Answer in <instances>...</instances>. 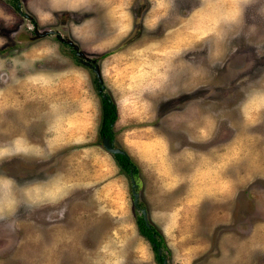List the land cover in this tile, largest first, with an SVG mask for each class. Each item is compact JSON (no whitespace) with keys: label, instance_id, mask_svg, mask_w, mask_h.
I'll list each match as a JSON object with an SVG mask.
<instances>
[{"label":"rangeland","instance_id":"1","mask_svg":"<svg viewBox=\"0 0 264 264\" xmlns=\"http://www.w3.org/2000/svg\"><path fill=\"white\" fill-rule=\"evenodd\" d=\"M18 1L16 6L14 0H0V106L12 107L4 114L9 119L4 128L25 134L24 139L6 136L0 142V235L3 243L18 240L20 252L6 264H43L46 257L30 256L49 243L33 239L43 227L67 219L79 229L80 218L95 216L109 217L141 236L153 259L155 251L136 223L141 210L133 203L130 176L103 146L99 126L101 95L115 100L116 78L129 81L142 70L153 75L156 61L164 60L165 72L164 86L159 85L165 95L155 97L157 116L150 122L139 119L142 106L134 114L118 112L115 145L127 150L125 140H119L122 129L134 136L165 137L166 153L178 147L210 152L213 170L222 163L233 190L244 187L241 201H255L258 207H249L255 218L264 211V0ZM112 7L130 9L128 32L114 33L115 19L108 16ZM113 60L125 70L109 72L107 64ZM95 64L104 84L101 91L94 80ZM59 84L66 88L61 98L51 95ZM59 101L65 111V103L74 104L62 118L49 111ZM183 107L190 108L189 129L171 118L172 111ZM127 115L134 117L121 126ZM29 144L34 149H23ZM135 179L138 205L147 208V199L141 198L147 179L140 167ZM107 181H112L114 194L111 209H97L95 191ZM58 186L63 192L54 199L48 192ZM146 210L151 224L153 210ZM87 219L86 228L95 229V220ZM28 238L35 242L30 250ZM161 249L171 264L170 249ZM78 253L73 247L57 252L55 264L92 263V257Z\"/></svg>","mask_w":264,"mask_h":264},{"label":"crops","instance_id":"2","mask_svg":"<svg viewBox=\"0 0 264 264\" xmlns=\"http://www.w3.org/2000/svg\"><path fill=\"white\" fill-rule=\"evenodd\" d=\"M129 10L112 7L110 12L108 11V16L115 19L112 21L114 33H126L131 29L133 15ZM119 17L124 20L118 19ZM172 37L174 39V36ZM161 58L164 59L162 56ZM119 62L110 61L107 64L108 71L120 73L119 71L125 70ZM144 62H148L147 57ZM156 64L157 69L151 68L152 72L156 70L153 75L142 70L133 73L129 81L122 77L120 78L123 81L116 78L114 82L116 92L113 94L115 100H113L117 106V114L118 112L134 114L137 112L136 107L142 106L144 110L139 112L143 113L139 114V119L142 116L144 122H150L157 116L158 106L155 97L160 94L165 95L163 87L159 88L162 82L164 86V60L156 61ZM60 84L58 88L52 90L51 95H60L59 98L63 96L66 88ZM131 98H137V101H132ZM56 105L55 110L52 108L54 111H49L58 112L62 118L74 104L65 103L66 111L61 106L63 105L61 101ZM11 108V106H0V142L6 136H12V139L16 135L17 138L25 137L23 132L4 128L5 120H9L4 114ZM189 110L190 108L183 107L182 110L172 111L173 123L180 125L183 122L189 129L188 125L191 122ZM41 111L40 109L38 113ZM38 113H33L31 116L34 117ZM133 117L127 115L119 124L126 126ZM161 118L168 120L169 117L162 115ZM143 129L149 130L150 126L143 125ZM119 132V140L124 139L126 142L124 144L127 148L126 152L137 155L138 163L135 162L145 173L147 183L143 189L141 188V198L147 199V208L153 210L154 219L151 223L157 225L167 248L172 253L171 264H264V211L255 218L256 215L251 212L252 208L249 209V207L255 209L257 206L255 201L246 204L241 201L239 192L244 187L233 190V185L228 182V175H225L226 168L221 167L224 166L222 163L219 169L213 170V158L210 152H195L194 149L178 147L174 152L166 153L168 139L160 137L157 133H153L152 136H134L126 134L122 129ZM132 136L138 137V141L133 140ZM16 143L24 144V142ZM28 146L29 148L23 149L31 150L35 147L30 144ZM220 155L218 160L222 161ZM45 186L46 184L43 185L44 189ZM111 186L112 181H107L95 191V208L111 209L110 199L114 196ZM60 189L59 186L53 188L48 194L51 193L52 198L57 199L58 193L62 195L63 192ZM44 193L43 191V196ZM255 194L256 192L252 190V195ZM245 209H248L249 216H244ZM87 218H91V221L95 220V229L86 228L89 221ZM87 218H80L77 221L79 229H74V223H70L67 219L55 223L49 222L47 228L43 227L41 230L47 232L40 231V234L33 238L35 240L43 238L49 243H46L41 251H32L30 256L35 260L46 257L43 264H55L57 252L66 253L73 247V251L80 252L78 253L80 256L92 257L91 264H159L155 254L152 259L148 243L142 241L141 236L133 235L122 226L124 224L113 222L109 217ZM117 225L119 228L116 227ZM6 241L3 243L0 235V264L4 262L6 264L8 258H14L20 253L18 240L15 243L8 239ZM28 241L27 246L30 250L35 242L31 244L29 238Z\"/></svg>","mask_w":264,"mask_h":264},{"label":"trees","instance_id":"3","mask_svg":"<svg viewBox=\"0 0 264 264\" xmlns=\"http://www.w3.org/2000/svg\"><path fill=\"white\" fill-rule=\"evenodd\" d=\"M14 1H15L14 4L18 6L17 5L18 0H14ZM32 21L35 23V20L33 18H32ZM58 38L61 41L74 46L75 49L77 48L75 43H72L70 40L64 38L63 36L58 35ZM77 55L78 57L82 56L81 52L78 53ZM94 80L96 82L97 87H99L100 83L98 82L96 77L94 78ZM106 95H107L106 97H103L101 95L102 111H101V121H100V126H99V137L101 141H102V137L104 136H107L109 141L114 139L115 133L113 130V123L118 116L117 106H116L115 101L111 98V95L109 94H106ZM113 156L123 171H126L128 174L130 171H132L135 176L138 174L139 167L128 153H125V154L113 153ZM136 223H137L139 231L150 241L151 246L153 250L155 251L156 259L159 262H162V258L165 254L164 253H162V255L157 254L158 247L166 248L162 233L152 223L150 225H147L141 213H139L136 216Z\"/></svg>","mask_w":264,"mask_h":264},{"label":"water","instance_id":"4","mask_svg":"<svg viewBox=\"0 0 264 264\" xmlns=\"http://www.w3.org/2000/svg\"><path fill=\"white\" fill-rule=\"evenodd\" d=\"M18 4H20L19 1H18ZM20 11H21V9H20ZM93 69H94L95 74H96V76H97V80H98L99 82H101L102 79H101V76H100V74H99V69H98L97 64H95V65L93 66ZM103 87H104V84L101 82V83H100V86L98 87V89L101 91V90L103 89ZM102 96H103V97H106L107 95H106L105 93H103ZM102 144H103V146H104L109 152H111L112 154H113V153H122V154L127 153L126 150H125L123 147H121V146H119V145H115V143H114V139H112L111 141H109V139H108L107 136L102 137ZM129 176H130V181H131V192H132V196H133V203H134L137 207L140 208L141 213H142V217H143L144 221L146 222V224H147V225H150L149 220H148V214H147V210H146V208L143 207V206H139V205H138V196H139V192H138V190L136 189L137 182H136L135 176H134V174H133L132 171L129 172ZM157 254H158V255H162V249H161V247H158V248H157ZM161 263H162V264H168V260H167V257H166V256H163V258H162V262H161Z\"/></svg>","mask_w":264,"mask_h":264}]
</instances>
